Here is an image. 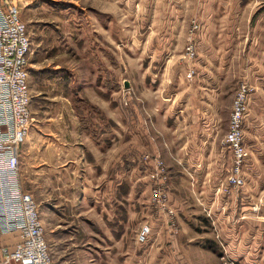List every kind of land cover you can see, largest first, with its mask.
<instances>
[{
	"label": "rangeland",
	"instance_id": "1",
	"mask_svg": "<svg viewBox=\"0 0 264 264\" xmlns=\"http://www.w3.org/2000/svg\"><path fill=\"white\" fill-rule=\"evenodd\" d=\"M136 1L19 0L31 42L33 116L20 148V174L23 190L37 205L51 264H264V194L243 190L256 140L251 131L260 123L252 111V84L239 82L231 102L230 116L245 84L242 141L248 158L240 188L229 181L228 150L227 171L211 196L192 191L187 166L170 154L169 163L146 150L131 163L125 155V128L136 125L135 114H142L146 132L153 129L148 107L130 83L140 75L144 35V23L132 20L139 13ZM252 1L254 12L264 13V0ZM189 24L184 60L192 63L201 26L196 20ZM188 45L195 49L192 59ZM156 160L167 170L171 212L153 205L150 174ZM145 225L150 232L140 243Z\"/></svg>",
	"mask_w": 264,
	"mask_h": 264
},
{
	"label": "crops",
	"instance_id": "2",
	"mask_svg": "<svg viewBox=\"0 0 264 264\" xmlns=\"http://www.w3.org/2000/svg\"><path fill=\"white\" fill-rule=\"evenodd\" d=\"M253 3L136 1L139 13L132 20L144 23L139 28L144 35L138 47L140 75L130 83L148 107L153 129L146 132L141 127L140 112L133 117L136 125L125 128L129 163L144 150L160 154L166 163L172 161L167 157L170 154L176 164L187 166L192 191L210 195L229 164L221 142L234 91L239 82L247 81L255 87L252 111L261 124L251 131L256 140H252L246 161L243 190L250 196L264 194V13H255ZM18 5L20 12L22 3ZM191 20L201 26L195 40L197 57L192 63L184 60ZM135 57L129 60V69ZM190 68L194 71L191 78L187 76ZM135 128L140 134L137 137ZM17 241L14 234L0 235V246Z\"/></svg>",
	"mask_w": 264,
	"mask_h": 264
},
{
	"label": "built area",
	"instance_id": "3",
	"mask_svg": "<svg viewBox=\"0 0 264 264\" xmlns=\"http://www.w3.org/2000/svg\"><path fill=\"white\" fill-rule=\"evenodd\" d=\"M19 0H0V235L14 234L18 241L12 246H0V264H51L49 249L37 205L22 187L19 153L33 123L30 110L29 59L31 42L20 18ZM195 49L186 47L192 59ZM190 70L187 76L191 77ZM248 90L242 84L233 103L223 147L231 152L230 184L240 188L242 167L248 152L242 141V121L246 111ZM147 159V156H145ZM167 170L156 160L151 172L152 201L159 209L167 207ZM150 228L145 225L138 234L144 243Z\"/></svg>",
	"mask_w": 264,
	"mask_h": 264
}]
</instances>
